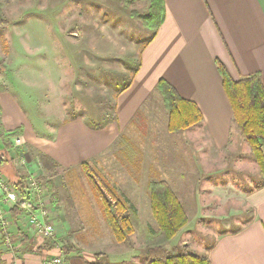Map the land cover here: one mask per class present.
Segmentation results:
<instances>
[{"label":"rangeland","instance_id":"374dc122","mask_svg":"<svg viewBox=\"0 0 264 264\" xmlns=\"http://www.w3.org/2000/svg\"><path fill=\"white\" fill-rule=\"evenodd\" d=\"M149 10V0H0V71L36 129L48 135L55 127L57 136L60 124L76 119L94 133L108 127V147L69 168L54 159L42 163L35 148L12 149L13 159L25 160L40 179L49 211L44 220L60 227L61 247L100 264H149L152 252L162 256L159 247L169 256L207 258L219 234L237 231L252 218L246 195L264 184L237 125L221 148L200 124L168 132L157 84L134 118L120 125L118 97L130 86L157 30L142 18ZM1 172L12 182L19 178ZM88 173L131 213V231L123 240L116 238ZM159 180L176 193L187 217L167 241L151 235L162 232L149 189ZM101 189L114 205L108 188ZM19 216L26 225L27 216ZM8 221L12 226L14 220ZM17 230L26 233L22 226Z\"/></svg>","mask_w":264,"mask_h":264},{"label":"crops","instance_id":"0c3cea01","mask_svg":"<svg viewBox=\"0 0 264 264\" xmlns=\"http://www.w3.org/2000/svg\"><path fill=\"white\" fill-rule=\"evenodd\" d=\"M164 3V20L144 48L140 68L130 86L118 97L119 123L126 125L134 118L158 78L164 77L182 97L199 106L204 121L198 126L210 133L216 148H221L228 143L236 124L216 59L227 67L234 80L259 72L264 85V0H164ZM6 80V74L0 71V134L17 132L22 146L49 155L63 168L83 162L108 147V127L94 133L77 119L60 124L57 136L55 127L47 130L53 132L48 135L37 130L9 91ZM14 137H10L12 142ZM0 163V169L7 173L24 175L25 170L13 160L12 151L4 149L1 136ZM44 200L47 204L45 194ZM246 201L253 209L252 218L241 229L217 236L207 251L212 264H264V184L248 193ZM7 215L13 219L11 209ZM12 223L9 234L17 232L10 234L16 241L15 249H8L0 239V264H45V259L53 256H61L71 264H100L94 257L84 259L61 247L56 221L53 238L40 237L29 220L26 225L20 221ZM20 226L26 232L22 236V231L17 230Z\"/></svg>","mask_w":264,"mask_h":264},{"label":"trees","instance_id":"16d2710c","mask_svg":"<svg viewBox=\"0 0 264 264\" xmlns=\"http://www.w3.org/2000/svg\"><path fill=\"white\" fill-rule=\"evenodd\" d=\"M149 1L150 10L142 18L145 24L158 29L165 17V3L164 0ZM0 25L3 26V23L0 22ZM216 66L222 78L224 91L233 110L234 122L242 137L249 143L255 160L264 175V85L262 75L257 72L246 78L234 80L227 67L219 59H216ZM156 90L161 96L163 108L167 114L168 132L178 133L204 121V116L199 106L194 101L182 97L177 89L165 78H161L158 81ZM16 135L18 136L17 133L13 136ZM0 136L2 137L4 149L12 151L14 147L10 138L4 135L3 132H1ZM42 155V163L53 160L49 155ZM88 177L105 202L108 222L116 238L123 240L126 234L131 231L129 225L131 213L125 211L126 209L123 202L120 201V197L109 186L104 182L99 185L94 175L88 173ZM99 180L102 179L100 178ZM14 183L22 195L25 196L27 188L25 176L20 175ZM103 186H106L111 192L110 195L114 198V205L104 195L101 189ZM149 189L152 210L160 226V231H162L158 233V231L152 230L151 235L154 238L161 237L162 241H167L187 222V217H185L178 196L166 181H151ZM28 202L29 199L21 203V205L25 206ZM22 206L11 209L14 221H17L18 216L23 211ZM152 245L155 246L154 244ZM159 251H161L162 256H157V254L155 255L152 252L153 256L149 264H212L208 257H200L188 253L169 256L160 247Z\"/></svg>","mask_w":264,"mask_h":264},{"label":"built area","instance_id":"2783aa9c","mask_svg":"<svg viewBox=\"0 0 264 264\" xmlns=\"http://www.w3.org/2000/svg\"><path fill=\"white\" fill-rule=\"evenodd\" d=\"M13 147L18 148L23 145L20 136L13 138ZM25 164L26 170L24 171L25 196L17 189L14 182L6 178L0 169V239L4 246L8 249H15L16 241L9 234L10 222L8 221L7 211L15 207L22 206L21 203L29 202L23 207V211L33 231L42 238H52L55 234V226L52 221H45L46 215L49 216V211L46 208L48 205L44 200V190L40 179L37 175L33 174L28 168L25 160H21V166ZM45 264H71L66 262L61 256H53L45 259Z\"/></svg>","mask_w":264,"mask_h":264}]
</instances>
